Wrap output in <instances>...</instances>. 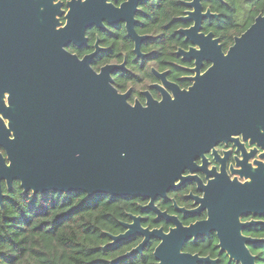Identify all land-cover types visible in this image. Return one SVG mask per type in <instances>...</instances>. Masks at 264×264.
Returning <instances> with one entry per match:
<instances>
[{"label": "water", "instance_id": "1", "mask_svg": "<svg viewBox=\"0 0 264 264\" xmlns=\"http://www.w3.org/2000/svg\"><path fill=\"white\" fill-rule=\"evenodd\" d=\"M3 4L0 108H5L3 95L11 85L21 94L22 104L20 112L3 114L8 120L6 135L13 137L6 146L10 163L0 166V175L5 171L8 183L17 179L23 191L33 195L81 191L87 197L102 193L145 198L149 201L142 208L153 209L158 218L175 225L168 233L148 230L140 226L139 216L130 215L132 221L123 224L125 232L109 235L110 244L135 233L144 238L117 259L140 252L149 238L158 237L154 249L158 264H216L208 256L182 252L187 239L215 232L219 250L231 260L256 264L248 245L264 238L242 231L264 221H241L240 217L264 215V13L235 36L224 53L212 33H198L201 20L215 14L209 9L202 13L200 0L186 3L193 11L183 19L193 20L194 25L180 33L198 49L178 53L195 60L193 84L188 89L167 84L171 95L164 94L159 101L148 98L143 105L129 103L127 94L112 85L110 73L116 65L97 72L89 65L96 52L78 59L63 49L71 39L79 45L84 41L83 29L98 22L95 15H83L77 9L83 4L71 11L64 29L51 33L21 19L19 11L10 15L13 12ZM110 10L113 15L119 11ZM203 60L212 64L200 74ZM9 61H18L22 67H9ZM52 63L59 66L52 67ZM239 135L262 149L259 157L263 160L255 168L232 171L244 181L230 179L225 172L206 184L197 181L203 195L194 197L197 208L185 213L205 209L204 220L183 226L176 216L154 206L156 198H166L170 190L196 179L183 173L202 169L194 163L197 157L205 162L204 152L221 140L237 141L233 136ZM240 147L244 149L242 143ZM255 153L253 148L244 157Z\"/></svg>", "mask_w": 264, "mask_h": 264}, {"label": "flooded vegetation", "instance_id": "2", "mask_svg": "<svg viewBox=\"0 0 264 264\" xmlns=\"http://www.w3.org/2000/svg\"><path fill=\"white\" fill-rule=\"evenodd\" d=\"M178 1L180 3L179 12L172 18L178 24L174 28V32L178 36V44H176V48L174 49L176 60L171 61L166 54H158V50L161 47L157 44V37L163 36V39L167 38L170 23H164L161 28L152 29V22L150 21L152 19V8L159 7L162 4V0H0V2L4 3L3 8L8 12H13L10 15H17L14 12L19 11L18 16L21 19L29 20L39 30H46L48 33L64 29L68 24L71 11L73 12L76 6L78 7V5L83 4V6H79L77 9L84 11L83 15L85 13L95 15L98 22L91 23L83 29L84 41H79V45L71 39L69 42H65L63 49L70 54L76 55L78 59L96 52L93 58H91L89 65L97 72L103 66L116 65L117 68L110 73L112 85L119 93L127 94V101L129 103L134 104L135 102H139L143 105L147 102L148 98L159 101L163 98L164 94L171 95L172 92L167 84L174 83L180 89H188L193 84L192 77L196 74L193 70L196 67L195 60L184 59L183 55L178 53L179 50L198 49L197 44H192L180 33V30L189 29L194 25L193 20L183 19L187 16L188 11H193V7L186 5V3L192 0ZM204 2L206 0H200L201 12L204 13L209 9L215 16L202 19L198 33L205 35L212 33L213 38L218 39L225 53L233 42L228 46H224L220 38L212 30L206 29V22L217 18L218 14L213 12L210 7L204 6ZM110 9H113L114 12L115 9L119 11L117 15H113L110 13L112 12ZM132 34H134L137 40L132 37ZM167 42L168 40L163 45V49L168 47L166 45ZM156 54L158 55L156 56ZM211 64V62L203 60L199 66L200 74H203ZM8 65L9 67H22V63L18 61H9ZM58 66L59 64L52 63V67ZM14 89L16 88L14 87ZM20 95L19 91H13L12 85L9 86L3 95V103L6 108H0V119L2 120V123L0 122V166L3 167L10 163L6 146L8 139L13 137L12 134L6 135L5 129H9V127L8 120L3 117V114L6 112L12 114L15 111L20 112L18 109L22 104ZM233 137H238V140H221L212 149L204 152L203 157L205 162H203L202 156L197 157L194 163L196 166H201L202 169H197L192 173L189 170H185L183 173V176L192 175L196 179L187 180L179 187L170 190L166 198H156L154 206L170 216H176L183 226L204 220L207 217L205 209L194 214L185 213L186 210L197 208L198 204L194 203V197H201L203 195L202 191L197 187V181L199 180L202 184H206L208 179H212L217 174H222V172H225L230 179L237 177L240 181H244L243 178L232 173V171L239 170L240 168L245 170L250 167L255 168L257 166L256 162L263 160L259 157V154L262 152L260 147L249 144L248 140L243 141L241 135ZM241 143L244 147L243 150L240 147ZM253 148H256V153L251 157L245 158V153H249ZM17 188L20 189L21 195L28 194L23 191L17 179H13L8 183L6 172L2 171L0 175V210L3 209L5 201L10 198ZM141 200L138 203L139 212L128 213V220L121 222L124 228L121 233L126 231L123 224L132 221L130 215L139 216L140 226L148 230L162 229L164 233H168L171 228L175 227L172 222L165 218H158L157 213L153 209L142 208L149 200L145 198H141ZM263 216L249 215L240 217V220L247 221L253 219L264 221L262 219ZM246 228L243 229L242 233L249 236L244 233ZM212 233L216 235L215 232H210L207 235L187 239L183 243L182 252L198 254L202 257L208 256L211 259H215L216 264H218L219 258L217 256L201 255L198 252H190L184 249L187 242L196 241L198 238L209 236ZM143 238V235L135 233L118 242L125 241V243H132L133 245L129 249L131 250L142 242ZM152 241H156L152 250L154 256V249L160 242L158 237L149 238L141 251L136 253H142ZM216 248L219 254H225L228 257L225 252L219 250L218 238ZM228 259L231 262H235L229 257ZM155 260L156 264H158V260L156 258Z\"/></svg>", "mask_w": 264, "mask_h": 264}, {"label": "trees", "instance_id": "3", "mask_svg": "<svg viewBox=\"0 0 264 264\" xmlns=\"http://www.w3.org/2000/svg\"><path fill=\"white\" fill-rule=\"evenodd\" d=\"M204 6L218 14L205 26L224 46L230 45L234 36L264 12V0H206ZM179 9L178 0H162L159 7L152 8L150 20L152 29L170 23L167 38L157 37V44L161 47L158 54H166L171 61L176 60L174 49L178 44L174 32L178 24L172 18ZM167 40L168 47L163 49ZM140 201V197L102 193L87 197L81 191L21 195L17 188L0 210V264H156L152 254L156 241L150 242L142 253L120 259L117 258L133 244L125 241L110 244L109 235L124 230L121 222L128 220V213L139 212ZM244 233L264 238V224L248 226ZM216 243V235L212 233L187 242L184 249L217 256L218 264H236L218 253ZM249 249L256 264H264V241L251 243Z\"/></svg>", "mask_w": 264, "mask_h": 264}]
</instances>
